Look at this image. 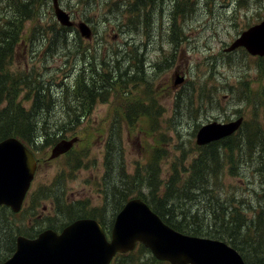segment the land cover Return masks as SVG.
I'll use <instances>...</instances> for the list:
<instances>
[{"label":"rangeland","instance_id":"obj_1","mask_svg":"<svg viewBox=\"0 0 264 264\" xmlns=\"http://www.w3.org/2000/svg\"><path fill=\"white\" fill-rule=\"evenodd\" d=\"M66 1L71 5L67 9L70 14L79 11L76 8L80 6L83 10H89L88 14H92L95 20L92 26L97 30V38H101L104 33L109 50L110 47L123 46L126 32H133L136 39V16L130 20L132 25L128 23L126 28L120 25L123 0H88L80 3H76L77 0H60L63 8ZM186 1L177 0L178 7H185ZM188 1L191 13L183 15L187 21L177 19V51H180L175 64L165 68L168 64L161 63L156 70H147L145 77L153 79V82L146 84L144 93L136 94L134 89L137 97L143 95L144 100H147L155 96L159 100L161 113L159 110L156 114L157 124L150 125L149 116L132 117L134 124L131 126L126 124L124 115H119L117 119L118 110L124 109L125 102L115 100L121 95L120 91L119 95H114L120 88L116 83V87L111 88L109 98L106 101L99 100L88 115L81 117L83 119L76 129L65 134V137L79 138L73 143L75 147L71 151L51 157V149L61 137L54 141L48 139L43 144L42 136H37L36 154L42 160L30 186L29 192L32 193L24 200L22 208L14 212L19 213L16 217L7 208L0 210V260L12 253L18 235L32 237L29 233L36 231V228H31L32 224L36 223L39 229L36 234L48 228L59 230L66 225L69 209L65 206H69L73 213H83L86 217L99 216L111 229L115 215L126 202L122 201L120 208L113 206L114 195L115 200H118L121 179L125 180L121 177V168L124 167L126 173L132 176L138 168L144 169L150 156L155 154V160L152 159L148 165L150 168H159L161 178H170L173 170L177 171L180 179L185 178L190 173V164L198 157L199 146L195 142V135L202 124L225 122L243 116L253 123L254 128L258 124L264 130V124L260 123H264L261 119L264 111V59H258L242 49L231 52L224 50L242 30L264 18V0ZM43 4L41 23L38 18L27 20L25 35L29 32L32 35L33 25L37 22L51 25L50 19L54 18L52 2L45 0ZM75 4L78 5L75 7ZM74 16L78 19V15ZM184 34L192 39L189 45L178 40ZM30 43L31 40L17 50L10 68L13 74L28 72V68L37 66L40 69L43 67L40 71L46 80L56 78L57 81L72 82L77 69L83 65V61L75 59L74 54L65 62L67 55L60 50L37 55L34 49H30ZM36 49L40 50L38 47ZM46 51H49L48 48ZM177 76H186L189 91L183 94L175 109L172 94L181 84L174 86ZM29 79L32 80L31 77ZM243 81L246 83L242 84ZM241 87L250 89V94L243 99L238 97ZM17 100L27 109L31 100L27 99L26 89L21 90ZM56 110L64 111L59 107ZM231 155V159L224 160L225 165L216 182L207 177L203 188L220 200L231 196L235 202L222 200V205L232 210L235 219L238 214L243 215L248 224L251 221L255 223V213L261 215L264 211V162L257 158L241 160L235 150ZM107 165L111 166L110 171ZM235 170L236 174L229 173ZM197 190L196 187H190L186 206L192 212L202 208L201 215L193 219L191 214L181 215L178 209L176 220L181 221L185 216L186 222L200 227L198 232L201 234L207 233V229L225 231V227L219 226L220 217L214 219L212 215V210L219 211L214 202L216 197L208 199L210 193H202L191 201L190 197ZM144 192L154 199L148 189H144ZM75 202L79 203L72 207ZM156 204L158 207L161 205L159 201ZM225 216L229 218L228 214ZM262 218L264 220L263 215ZM50 219L58 221L52 224ZM131 252H121L124 256L119 257L115 264H170L156 259L144 249ZM251 255L258 254L254 252Z\"/></svg>","mask_w":264,"mask_h":264},{"label":"trees","instance_id":"obj_2","mask_svg":"<svg viewBox=\"0 0 264 264\" xmlns=\"http://www.w3.org/2000/svg\"><path fill=\"white\" fill-rule=\"evenodd\" d=\"M44 1L0 0V140L8 136H15L23 142H28L34 148H37L35 145V138L37 136H42L44 144L48 139L52 138V141H54L57 137H65L68 131L75 130L83 119L81 117L88 115L91 109L99 103L97 96L101 95L99 93L101 88L97 84L81 82L80 84L82 85L78 86L75 83V77L72 82L57 81L56 78L46 80L43 72L40 71L43 67L40 69V67L32 66L28 68V72H21L18 75L16 73L13 74L11 71V64L17 50L23 47V45L26 46L30 40L32 48L46 47L44 51L48 48L49 51H46V53L52 50L55 52L60 50L67 55V60L72 54L71 49H68V46H71V42L69 41V37L72 35L70 32L71 28L61 26L54 18L50 19L51 25L40 24ZM65 6L67 8L71 7L68 1L65 2ZM35 18H38L40 23L37 22L33 25L31 36L25 35V22L27 20H34ZM258 59H264V57H258ZM96 74L101 79L106 78L105 75H100L99 71ZM95 82L98 83V80H95ZM244 83L246 82L243 81L242 84ZM22 89L27 90V99L31 100L27 109L17 100ZM241 89L242 91L238 94V97L243 99L250 94L249 87H241ZM184 92L186 93L187 91ZM58 107L63 108L64 111H57ZM81 108L85 110V114L78 110ZM262 113L261 119L264 121V111ZM132 117L138 118L137 116L123 117L129 126H131L130 124H134ZM118 118L119 116H117ZM148 119L150 122L157 124V117H149ZM119 148L121 151V142ZM233 150H235V153L241 160L244 158L250 160L257 158L260 162H264V130L258 124L254 128L250 120H245L235 134L225 139L199 146L198 157L190 164L189 175L183 179H180L176 170H173V175L170 178H161L160 169L150 168L148 165L152 159L153 161L155 160V154L150 156V161L144 166L143 171L138 168L132 176L126 173V170L122 167L121 177L125 180L121 179L118 200H115L114 195L113 206L120 208L122 201L125 202L135 195L143 199L153 211L177 231L190 235L224 240L242 255L245 264H264V220L262 218L264 211L261 212V215H257L256 212V222L251 221L252 224H248L247 219L243 215L237 214V219H235L232 210L230 208L226 209L222 205V200L234 203L235 201L231 196L229 199L220 200L216 195H212V192L203 188L207 177L212 178L214 183L216 182L225 165L224 160L232 158L231 153ZM107 169L110 171L111 166L107 165ZM229 173L236 174V170ZM192 186L198 190L190 197L191 201L195 200L198 194L202 193H210L208 199L216 197L214 202L219 211L212 210V215L214 219L220 217L219 226L225 227V231L218 230V232H215L212 229H207V233L201 234L198 232L200 227L186 222L185 216L181 220L184 224L176 220L178 209L181 215L191 214L193 219L202 213V208H199L200 210L196 209V212H192L186 206L190 196L189 189ZM144 189H148V192L153 195L154 199L148 197ZM158 201L161 203L159 207L156 206V202L158 203ZM78 203L75 202L70 205L74 207ZM63 204H65V201H63ZM32 207H34L33 204ZM65 207L69 209L67 211L69 216L66 217L69 221L78 217H86L83 213H73L69 206ZM2 209L4 210L6 207H2ZM9 211L13 217L19 214L14 213L10 209ZM234 212L238 213L237 210ZM225 214H228L229 218H226ZM90 217L101 219L99 216L94 215ZM50 221H52L50 223L55 224L58 220L50 219ZM31 228H36V231L32 232L34 234L29 233V236H35L39 231L36 223L32 224ZM192 228L195 229L192 230ZM25 234L28 235V233ZM137 249L149 251L141 244H139ZM254 252L258 255H251ZM131 253L133 252H129V254ZM123 256L120 254L116 258V262L119 257Z\"/></svg>","mask_w":264,"mask_h":264},{"label":"water","instance_id":"obj_3","mask_svg":"<svg viewBox=\"0 0 264 264\" xmlns=\"http://www.w3.org/2000/svg\"><path fill=\"white\" fill-rule=\"evenodd\" d=\"M56 20L64 26L75 23L67 11L52 0ZM77 28L89 37L91 29L85 22ZM243 47L250 55L264 56V19L242 30L224 50ZM175 78V85L183 81ZM242 116L228 122L210 121L196 132L197 145H205L233 134L242 124ZM76 137L60 139L51 149V157L69 150ZM36 169V159L15 137L0 140V205L13 212L22 200ZM140 242L152 255L170 264H245L232 246L218 239L183 234L166 224L139 197L130 198L117 212L107 240L98 221L77 218L57 233L46 229L35 238H16L11 255L0 264H108L116 252L133 250Z\"/></svg>","mask_w":264,"mask_h":264},{"label":"flooded vegetation","instance_id":"obj_4","mask_svg":"<svg viewBox=\"0 0 264 264\" xmlns=\"http://www.w3.org/2000/svg\"><path fill=\"white\" fill-rule=\"evenodd\" d=\"M86 1L88 0H78L77 3ZM186 2L185 7H178L177 0H123V7L120 9L123 19L120 25L126 28L128 23L131 24L132 17L136 16L137 36L135 39L133 32L124 33L126 39L123 46L110 47L111 50L105 44L104 33L101 38H97V30L95 26H92V21L95 23L93 15H89V10H83L82 6L77 7L79 11L71 14L75 26L72 27L71 46H68L76 57L75 59L83 61V65L75 73V83L78 86L82 85L81 82L97 84L101 88L99 90L101 95L97 96V100L103 101L109 98L111 88L116 87L118 83L120 88L114 92V95H119V91L121 95L115 100L125 102L124 109L118 110V116L155 117L160 109L157 97L152 96L144 100L143 95L137 97L136 94L144 93L146 84L153 82V79L145 77L147 70H156L161 63L168 64L165 68H170L175 64L177 53L180 51H177V19L187 21V19L184 20L183 15L191 13L190 1ZM77 5L75 4V7ZM64 9L67 10V7L65 6ZM74 14L78 15V19L73 17ZM79 22H85L89 26L91 29L89 37L80 34L77 28ZM105 27L108 28L107 24ZM28 35L31 36L30 32ZM178 40L186 45L192 43V39L187 34ZM110 45L112 44L108 46ZM45 48L35 49L34 53L43 55L46 53ZM172 60L175 61L171 64ZM97 71L106 78L97 77ZM95 80H98V83ZM134 89L137 91L136 94ZM173 96H175V91ZM138 99L141 100L137 102Z\"/></svg>","mask_w":264,"mask_h":264}]
</instances>
